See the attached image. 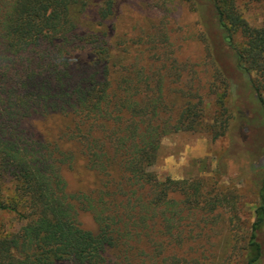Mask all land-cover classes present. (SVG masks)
Here are the masks:
<instances>
[{"label": "trees", "instance_id": "trees-1", "mask_svg": "<svg viewBox=\"0 0 264 264\" xmlns=\"http://www.w3.org/2000/svg\"><path fill=\"white\" fill-rule=\"evenodd\" d=\"M188 1L217 32L246 82L242 99L264 120V25L252 27L241 6L264 0ZM96 6L104 24L118 0ZM90 7V0H0V211L23 223L0 235V264H179L181 256L167 253L184 246L190 216L221 203L199 182L147 172L163 138L197 130L203 103L173 117L153 85L157 74L114 82L105 33L81 35ZM78 39L95 59L91 72L75 67ZM81 158L97 185L70 196L63 170ZM258 199L240 264H264V175ZM74 200L93 215L96 232L81 227Z\"/></svg>", "mask_w": 264, "mask_h": 264}, {"label": "rangeland", "instance_id": "rangeland-1", "mask_svg": "<svg viewBox=\"0 0 264 264\" xmlns=\"http://www.w3.org/2000/svg\"><path fill=\"white\" fill-rule=\"evenodd\" d=\"M90 2L81 35L105 33L114 55V82L131 79L133 72L157 74L153 85L164 90L173 117L189 102L203 103L197 130L163 138L156 159L147 165L160 181L199 182L205 197L221 200L216 210L205 207L190 216L184 246L169 247L168 257L181 256L179 264H240L264 175V120L257 105L242 99L246 82L231 54L188 0H118L115 17L104 24L96 15L100 0ZM241 6L252 27L264 25L262 5ZM80 40L75 67L91 72L95 59L81 49ZM85 165L82 158L74 170L65 165L68 195L90 194L97 185L98 177ZM6 190L10 196L12 185ZM74 202L81 227L96 232L93 215ZM22 226L15 215L0 211V235L15 234ZM110 258L117 260L114 253Z\"/></svg>", "mask_w": 264, "mask_h": 264}]
</instances>
